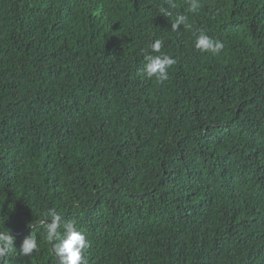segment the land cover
Instances as JSON below:
<instances>
[{"label": "trees", "instance_id": "1", "mask_svg": "<svg viewBox=\"0 0 264 264\" xmlns=\"http://www.w3.org/2000/svg\"><path fill=\"white\" fill-rule=\"evenodd\" d=\"M174 2L0 0V229L39 247L15 264H57L51 208L87 264H264V0ZM155 39L163 83L141 73Z\"/></svg>", "mask_w": 264, "mask_h": 264}, {"label": "clouds", "instance_id": "2", "mask_svg": "<svg viewBox=\"0 0 264 264\" xmlns=\"http://www.w3.org/2000/svg\"><path fill=\"white\" fill-rule=\"evenodd\" d=\"M171 8H175L174 0H167ZM202 7L201 0H188V11L197 13ZM159 12L167 17H172L169 8L160 7ZM189 30L192 25L186 14L177 13L174 19H171V31ZM194 46L202 52H208L212 55H218L224 49L223 41L213 39L203 29H197L193 32ZM163 41L155 39L144 49L143 61L144 67L141 73L147 78H155L159 83L169 80L168 69L175 63L176 59L168 53L162 51ZM159 53V55H154ZM46 219L39 221L40 226L45 229V239L52 245V255L57 264H87L86 250L90 247V241L83 228L77 227L75 221L66 220L55 208L48 209L43 213ZM32 229V226L28 224ZM39 251L36 236L31 232L26 236L19 246H16V237L11 231L0 229V264H15L18 257H31L33 252ZM10 257V258H9Z\"/></svg>", "mask_w": 264, "mask_h": 264}]
</instances>
